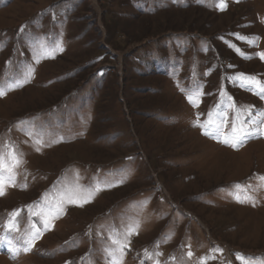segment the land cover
I'll return each mask as SVG.
<instances>
[{
  "label": "rangeland",
  "instance_id": "obj_1",
  "mask_svg": "<svg viewBox=\"0 0 264 264\" xmlns=\"http://www.w3.org/2000/svg\"><path fill=\"white\" fill-rule=\"evenodd\" d=\"M217 4L0 0V153L21 160L0 196V264H113V255L118 264H241L236 253L264 264V135L233 149L194 126L198 114L215 116L221 90L235 105L225 132L249 119V106L261 119L264 99L229 77L264 81L254 56L264 51V0ZM234 33L259 39L250 47ZM42 48H56L43 51L54 58ZM197 84L205 95L193 107L186 95ZM245 192L252 199L238 202ZM14 210L18 230L8 231ZM33 225L41 235L24 252ZM130 226L137 234L113 253L110 237L123 242Z\"/></svg>",
  "mask_w": 264,
  "mask_h": 264
},
{
  "label": "snow or ice",
  "instance_id": "obj_2",
  "mask_svg": "<svg viewBox=\"0 0 264 264\" xmlns=\"http://www.w3.org/2000/svg\"><path fill=\"white\" fill-rule=\"evenodd\" d=\"M238 2V0H237ZM227 0H218L217 7L220 11L226 10L227 8ZM55 18V17H54ZM21 32L24 31V26H21L20 29ZM237 37V39L244 40L248 43V45L254 46L256 40L259 38H255V40L249 39L248 37H242L239 33H234ZM229 47L233 48V50L241 55L244 59H252V56L247 55L246 53L242 52L241 49L237 48L234 44H229ZM56 48L59 49V51H63V48L59 46V44H56ZM56 48L53 49H41V56L42 58H54V56H43V51H55ZM254 56L258 57L261 61H264V51L256 52L254 53ZM36 63H39V58L36 59ZM228 67H234L233 65H229ZM34 70H29V72ZM231 81H233L237 86L244 88L248 91H252L254 94L260 96L262 99H264V81L260 80L255 75H248L245 73H235L233 76L229 77ZM26 82V81H25ZM17 86H22V83L20 81H15ZM203 86L202 85H195L192 88L187 90L186 99L193 107H199L200 98L205 95L202 91ZM9 91L12 90L11 88L8 89ZM182 91H185L184 89H181ZM7 93L3 88H0V97L5 96ZM221 99L218 101L216 105V113L215 116L213 115V112L210 110L207 114V119L203 122H201L199 118V114L197 115V120L194 122V126H198L202 129V132L206 136H210L213 139H216L218 142H221L225 145H228L232 147L233 149H238L239 147H242L243 144H245L249 139L255 138L257 135H264V131H261L259 128L255 127L257 123H259L261 128H264V113L258 114L261 119L254 120L252 119V112H251V106H249L246 111H248L249 119L247 121H242L241 124L238 126L236 123H232L231 125V132L227 133L225 132L224 128L227 124V120L225 119V113L228 108H234L235 105L232 103H225L224 96L225 93L223 90L220 92ZM227 101L231 102L232 97L228 96ZM245 125H248L247 127ZM37 151L40 149L37 148ZM21 163L20 158L17 156L15 151H10L7 154V159L5 158L4 154L0 153V196H3L5 194V188L7 185H13L14 184V176L13 170L18 167ZM4 173L9 174V179L5 181L4 179ZM261 180H264V177H261ZM235 189H237L238 192L243 191L242 186L239 184H236ZM99 190V189H97ZM252 198L250 196H247L246 192L243 199L238 198V202L243 203L245 200H251ZM90 202L89 199H83L77 200L72 197H68V203L73 204H79V206H83V204ZM255 206V205H253ZM55 212V215L58 217L60 214H62V208L59 205H56L55 207H50L49 212ZM20 215V210H14L9 217L8 223L4 226L6 230L8 231H17V217ZM49 227V224L47 221L44 222V228L47 229ZM138 227V225H137ZM33 228L35 229L34 233L26 238L24 240V246L23 251L28 252L33 247L35 239H37L41 235V230L39 228H35V225H33ZM137 234L136 228L129 227L127 234L124 237V241L122 242L119 239L111 238L112 243L114 245H117L115 249H113V253L119 252L121 255H123L124 248L127 246L128 239L131 235ZM10 244L11 241H8ZM159 242H157V245ZM190 249V246H189ZM211 251L213 252H223V249L220 248H214ZM145 255L148 259L152 258V254L145 249ZM157 255H160L157 253ZM193 256V253L191 250L187 252V257L191 258ZM215 259V256L212 257H201L199 259V264H207L208 259ZM236 258L241 262V264H253V261L255 258L249 259L248 257L243 256L240 253H236ZM113 264H118V262L115 259V256L113 255ZM155 264H159V261H156Z\"/></svg>",
  "mask_w": 264,
  "mask_h": 264
}]
</instances>
